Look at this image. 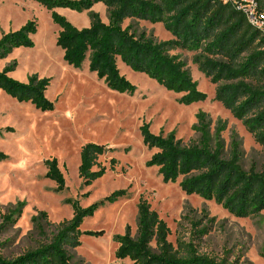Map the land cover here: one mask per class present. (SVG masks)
Here are the masks:
<instances>
[{
    "label": "trees",
    "instance_id": "16d2710c",
    "mask_svg": "<svg viewBox=\"0 0 264 264\" xmlns=\"http://www.w3.org/2000/svg\"><path fill=\"white\" fill-rule=\"evenodd\" d=\"M52 11V19L58 26L56 45L63 52L64 61L80 69L88 61L91 73L103 80L112 91L133 95L137 87L121 74L118 60L131 70L147 75L168 91L182 94L179 102L184 105L203 102L205 92L198 88L186 63L171 51L186 49L199 52L194 57L198 69L216 85L215 100L220 102L234 118L240 120L255 140L264 145V31L252 25L244 12L231 1L224 0H35ZM259 12L264 13V0H255ZM103 3L108 12L105 23L100 14L91 9ZM56 8L77 12L89 11L90 26L75 27ZM126 19L131 23L123 27ZM138 21L162 23L172 35L158 41L146 31H139ZM37 23L28 21L19 30L0 38V60L16 48L33 47L32 35ZM14 62L0 71V90L19 102H30L37 109L49 110L53 104L47 99L49 78L38 74L29 76L26 82L18 81L9 73ZM192 129L199 134L197 140L184 142L176 131L167 134L163 130L154 134L149 125L140 130L144 145L156 152L148 161L158 167L165 183L179 185L187 195H197L204 200H214L230 214L245 218L264 210V170L241 165V141L235 132L227 145L222 132L224 122L212 131L209 115L199 111ZM220 123V122H219ZM2 130L0 129V136ZM106 145L87 143L81 147L79 177L83 186L101 178L106 168L98 162L100 156L109 152ZM8 156L0 150V162ZM111 162H115L112 159ZM45 177L56 184V191L66 188L65 177L56 159L46 160ZM127 195L117 190L105 200H117ZM73 215L59 223L49 234L39 227L37 245L17 256H6L0 242V264H73L75 249L80 245V227L86 217L94 216L102 201L82 207L77 200L67 199ZM137 232L132 235L130 226L124 234L114 236L117 243L115 257L129 259L133 264H242L241 256L230 249L216 254L201 251L200 243L213 227L215 217L206 210L200 218L189 220L188 239L178 236L176 242L169 240L170 228L159 217L147 200L140 198L137 204ZM22 207L4 215L5 223L14 215L20 216ZM47 223L48 215L40 218ZM39 226V225H38ZM37 226V227H38ZM101 235L103 231H86ZM261 256L264 258V246Z\"/></svg>",
    "mask_w": 264,
    "mask_h": 264
},
{
    "label": "rangeland",
    "instance_id": "374dc122",
    "mask_svg": "<svg viewBox=\"0 0 264 264\" xmlns=\"http://www.w3.org/2000/svg\"><path fill=\"white\" fill-rule=\"evenodd\" d=\"M91 10L108 22L104 4ZM55 11L78 29L90 26L89 11ZM31 20L37 23V32L31 36L34 46L16 48L1 59L0 71L15 62L17 66L9 76L18 81L26 82L33 74L49 78L46 97L53 108L37 109L30 102H19L0 90V150L8 156L0 162V242L6 243L2 253L17 256L37 245L39 227L49 234L59 223L69 220L73 209L67 199L77 200L84 208L102 201L94 216L86 217L80 227V245L75 249L73 264H133L129 259L115 257L118 245L114 236L124 234L127 226L132 235L136 234L137 204L143 198L166 221L171 242L175 243L178 236L189 238L190 224L182 219L184 215L198 219L206 210L215 222L200 243L201 251L218 254L230 249L241 256L242 264H264V210L257 215L236 217L214 200L184 193L180 179L165 183L158 167L147 164L156 149L144 145L140 130L144 124L154 134L175 130L177 138L189 142L199 137L192 127L197 113L204 111L212 122V131L224 122L227 124L222 132L227 145L232 132L238 135L244 169L254 166L264 170V145L215 100L216 85L194 63L199 52L171 51L186 63L198 88L206 93L205 101L180 104L182 94L166 90L118 60L121 74L137 87L133 95L121 94L108 89L103 80L90 72L87 63L76 69L64 61L63 52L56 45L59 28L51 10L35 0H0V38ZM130 23L126 19L123 27ZM137 26L158 41L172 38L162 23L138 21ZM87 143L106 145L110 150L98 159L106 168L105 174L83 186L78 167L81 147ZM51 159L57 160L64 174L66 188L62 192H57L55 182L45 177L44 162ZM117 190H125L127 195L105 200ZM20 205L21 215H14L12 221L5 223L3 216ZM41 212L47 213V223L39 219L35 224L32 218H40ZM100 230L103 234L97 236L85 233Z\"/></svg>",
    "mask_w": 264,
    "mask_h": 264
},
{
    "label": "built area",
    "instance_id": "2783aa9c",
    "mask_svg": "<svg viewBox=\"0 0 264 264\" xmlns=\"http://www.w3.org/2000/svg\"><path fill=\"white\" fill-rule=\"evenodd\" d=\"M231 1L238 10H242L248 21L264 31V13L258 11L255 0H224Z\"/></svg>",
    "mask_w": 264,
    "mask_h": 264
},
{
    "label": "crops",
    "instance_id": "0c3cea01",
    "mask_svg": "<svg viewBox=\"0 0 264 264\" xmlns=\"http://www.w3.org/2000/svg\"><path fill=\"white\" fill-rule=\"evenodd\" d=\"M99 4H103V3H97V4H95L94 6H93V8L96 6V5H99ZM105 6V5H104ZM105 8H106V6H105ZM85 63H87L88 64V61H86ZM84 63V64H85Z\"/></svg>",
    "mask_w": 264,
    "mask_h": 264
},
{
    "label": "bare ground",
    "instance_id": "6f19581e",
    "mask_svg": "<svg viewBox=\"0 0 264 264\" xmlns=\"http://www.w3.org/2000/svg\"><path fill=\"white\" fill-rule=\"evenodd\" d=\"M113 92V91H112Z\"/></svg>",
    "mask_w": 264,
    "mask_h": 264
}]
</instances>
